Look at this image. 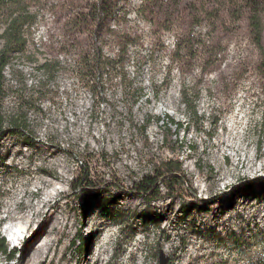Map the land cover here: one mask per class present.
Segmentation results:
<instances>
[{"label": "rangeland", "instance_id": "374dc122", "mask_svg": "<svg viewBox=\"0 0 264 264\" xmlns=\"http://www.w3.org/2000/svg\"><path fill=\"white\" fill-rule=\"evenodd\" d=\"M97 1L13 7L35 19L4 70L0 237L16 255L0 252V264H31L33 245L48 238L36 264H160L162 253L167 264H244L263 255L264 0H106L100 14ZM100 60L108 66L89 67ZM170 161L182 164L174 190L163 179L158 191L136 188L168 175ZM90 180L106 184L91 189ZM49 181L61 189L44 208L59 216L56 229L42 230L45 213L33 236L17 240Z\"/></svg>", "mask_w": 264, "mask_h": 264}, {"label": "trees", "instance_id": "16d2710c", "mask_svg": "<svg viewBox=\"0 0 264 264\" xmlns=\"http://www.w3.org/2000/svg\"><path fill=\"white\" fill-rule=\"evenodd\" d=\"M22 0H0V21L6 18L7 26L4 29L3 33L0 34V37L4 38V46L0 51V139L6 134V130L8 128V120L5 118L4 113L2 111V95L4 92V84H5V67L9 64L11 56L10 54L18 49L23 48L26 43V38L21 34V27L28 21H33L35 19L34 15L31 14L26 7L23 10H15L13 9L19 2ZM106 0H98L94 6V11L97 14H100L105 9L104 4ZM255 5L259 4V0H253ZM103 5V6H102ZM97 18H93L92 20L96 21ZM1 24V23H0ZM255 30L259 33H262V23L260 19L255 20L254 24ZM102 65V66H101ZM108 64L100 60V62L96 63V65L89 66L90 68H94V70H102L104 67L106 68ZM89 68V69H90ZM184 103L189 108V115L194 117L196 120H200L197 108L193 105L192 100L187 98V94L184 97ZM22 120L20 119H12L9 120V124L13 130L19 129L21 127ZM262 130L260 131L259 136L264 140V120L261 124ZM5 158L0 156V161H4ZM165 170L169 173L168 175L162 174L160 177L147 175L141 182H139L136 186L139 190H144L145 194L151 193L152 191H158L159 186L158 182L162 180L168 188V190H174L175 184H179L180 179L178 176H174L176 172L182 170V164L179 162H169L165 166ZM87 181V178H81L78 182V186L76 189H80L82 184ZM172 182V183H171ZM106 183L101 184V186L96 185L92 180L87 184L90 185L91 189H97L98 187H102ZM158 187V188H157ZM81 249L85 248L84 238L81 234ZM233 241L237 247H242L244 244V240H240L236 236H233ZM0 252L6 253L9 258H13L16 254V250L9 249L8 242L5 236L0 237ZM170 264H174V261H170ZM244 264H264V253L263 255L255 256L247 254L246 260Z\"/></svg>", "mask_w": 264, "mask_h": 264}, {"label": "bare ground", "instance_id": "6f19581e", "mask_svg": "<svg viewBox=\"0 0 264 264\" xmlns=\"http://www.w3.org/2000/svg\"><path fill=\"white\" fill-rule=\"evenodd\" d=\"M230 148L235 153H238V151L240 149V142L238 141L236 144L232 142L230 144ZM244 160H249L248 166L249 167H252L253 161H252V159L248 155L244 158ZM40 183L41 182H39V184ZM47 185H48V187H50V189H48V190L43 189L40 185H38V191L37 192L39 194H42L40 201L37 203V205L35 204V205L31 206V207H28V208H30V212H29L30 214L29 215H24V216L21 217V218L27 219V222H26L27 224H24V223L21 224L20 223L16 227V229L19 232H21L22 234H24V235L22 237H20V238L19 237L17 238V233L15 232L12 235L13 238H17V240H19V239H27L28 237H31V236L34 235V232H33V229L34 228L32 227V224L31 223L34 220H36L40 216H43V214L46 213V211L44 210V208L47 205V203H49L50 201H52V199L55 198V196L61 191V189L58 188V187H56V186H54V184L51 183V181H49L47 183ZM25 207H27V205H25ZM54 207H57V206H54ZM45 216H46V218L41 221L42 224H43L42 230H47L48 232H52L54 229H56L55 227H56L57 223L59 222V216L52 215V212L46 213ZM49 241H50V238L45 239V242H43L38 247H36L35 245H33V248L35 249V253L33 254L32 257H30V254H28V256H27V258L30 259V263L31 264H36L39 261V259L42 256V253L44 251V248L48 244Z\"/></svg>", "mask_w": 264, "mask_h": 264}, {"label": "water", "instance_id": "95a60500", "mask_svg": "<svg viewBox=\"0 0 264 264\" xmlns=\"http://www.w3.org/2000/svg\"><path fill=\"white\" fill-rule=\"evenodd\" d=\"M167 261H168V259L162 253L161 256H160V264H167Z\"/></svg>", "mask_w": 264, "mask_h": 264}]
</instances>
